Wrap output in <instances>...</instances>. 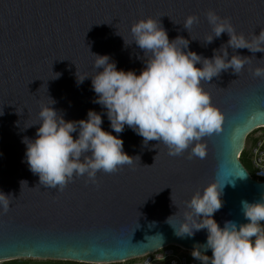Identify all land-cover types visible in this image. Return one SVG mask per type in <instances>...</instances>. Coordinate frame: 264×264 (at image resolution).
I'll return each mask as SVG.
<instances>
[{"label": "water", "instance_id": "1", "mask_svg": "<svg viewBox=\"0 0 264 264\" xmlns=\"http://www.w3.org/2000/svg\"><path fill=\"white\" fill-rule=\"evenodd\" d=\"M209 10L229 18L247 39L264 29V0H0V192L12 196L6 213L0 206V262L109 264L169 244L194 249L206 244L207 231L179 237L172 224L183 222L187 202L215 179L223 186V205L213 218L221 227L225 221L248 223L241 201H260L264 182L251 177L239 156L246 137L264 127V79L252 74L264 67V53L227 48L228 59L239 54L250 63L240 74L229 69L202 81L223 116L221 131L201 141L207 146L203 159L188 158L191 146L169 156L165 145L144 144L127 126L115 133L106 110L94 102L91 76L102 71L93 67L94 55H107L117 69L136 74L145 67L143 51L124 42H131L130 28L140 19L159 20L170 41L182 36L187 50L204 58L220 54L229 37H215ZM189 15L199 17L190 30L184 27ZM83 76L88 77L78 82ZM50 99L66 121L86 120L89 110L101 114L102 129L123 140L133 164L98 172L96 183L86 174L74 177L63 191L40 185L27 164L24 140L36 138L41 105ZM200 251L212 255L210 249Z\"/></svg>", "mask_w": 264, "mask_h": 264}, {"label": "clouds", "instance_id": "2", "mask_svg": "<svg viewBox=\"0 0 264 264\" xmlns=\"http://www.w3.org/2000/svg\"><path fill=\"white\" fill-rule=\"evenodd\" d=\"M206 18L215 37L224 33L229 37L220 54L214 52L210 59L187 50L189 41L182 36L170 41L160 21L152 17L133 23L131 42L124 39L126 45L134 42L144 53L145 67L139 74L117 69L107 55H94L93 67L102 69L91 76L94 102L106 110L115 133H122L127 126L143 138L144 144L157 141L165 145L169 156H180L191 146L189 159L206 157L207 146L201 141L221 131L223 116L212 104L202 81H211L229 69L240 74L250 63L249 57L239 54L228 59L227 48L264 53V29L247 39L237 33L229 18H221L212 10ZM198 22V16L189 15L184 27L190 30ZM212 41L213 36L208 35L206 42ZM252 74L264 79V67L255 68ZM87 77H78V82ZM53 103L51 100L41 105L36 138L24 140L27 164L39 176L40 185L63 191L74 177L86 174L88 181L96 183L98 172L111 174L133 164L134 157L123 151V140L102 129L101 114L89 110L86 120L66 121L51 107ZM222 191L218 179L202 193L197 191L187 202L190 211L184 213L183 222L178 227L172 224L175 234L192 237L195 232L207 231L206 244L194 246L191 252L203 264H264V194L258 202L241 201L248 223L237 226L225 221L221 227L213 217L223 205ZM11 198V194L0 192V206L5 213ZM201 248L210 249L211 257L203 255Z\"/></svg>", "mask_w": 264, "mask_h": 264}, {"label": "built area", "instance_id": "3", "mask_svg": "<svg viewBox=\"0 0 264 264\" xmlns=\"http://www.w3.org/2000/svg\"><path fill=\"white\" fill-rule=\"evenodd\" d=\"M243 152H246L252 159L253 174L251 177L259 182H264V127L255 129L246 137L239 158ZM192 251L193 249L179 244H169L129 260H131V264H196L198 259L192 257Z\"/></svg>", "mask_w": 264, "mask_h": 264}, {"label": "trees", "instance_id": "4", "mask_svg": "<svg viewBox=\"0 0 264 264\" xmlns=\"http://www.w3.org/2000/svg\"><path fill=\"white\" fill-rule=\"evenodd\" d=\"M245 155H247V153L243 152L241 157H240V161L242 162L243 165H244L243 160H244ZM129 261H131V260H129ZM127 262L128 261H126V262H117V263H109V264H122V263L123 264L124 263L127 264ZM1 264H91V263H83V262L68 261V260H37V261H34V260H31V259H27V260L14 259V260L4 261Z\"/></svg>", "mask_w": 264, "mask_h": 264}, {"label": "rangeland", "instance_id": "5", "mask_svg": "<svg viewBox=\"0 0 264 264\" xmlns=\"http://www.w3.org/2000/svg\"><path fill=\"white\" fill-rule=\"evenodd\" d=\"M243 162H244V166L246 167L247 171H248L249 173L253 174V164H252V159H251V157L248 156V155H245ZM22 259H23V260H27V259H25V258H22ZM31 260L37 261V260H42V259H31ZM47 260H50V259H47ZM1 263H2V262H0V264H1ZM130 263H131V261H128V262H127V264H130ZM122 264H123V263H122ZM124 264H125V263H124Z\"/></svg>", "mask_w": 264, "mask_h": 264}, {"label": "flooded vegetation", "instance_id": "6", "mask_svg": "<svg viewBox=\"0 0 264 264\" xmlns=\"http://www.w3.org/2000/svg\"><path fill=\"white\" fill-rule=\"evenodd\" d=\"M251 175V173H249Z\"/></svg>", "mask_w": 264, "mask_h": 264}]
</instances>
